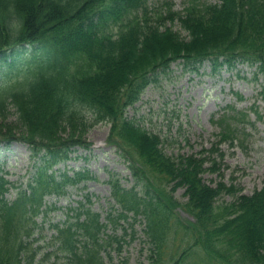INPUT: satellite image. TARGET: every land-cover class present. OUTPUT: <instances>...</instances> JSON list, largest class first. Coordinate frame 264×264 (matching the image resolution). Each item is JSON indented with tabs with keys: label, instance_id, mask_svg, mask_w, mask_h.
Instances as JSON below:
<instances>
[{
	"label": "trees",
	"instance_id": "1",
	"mask_svg": "<svg viewBox=\"0 0 264 264\" xmlns=\"http://www.w3.org/2000/svg\"><path fill=\"white\" fill-rule=\"evenodd\" d=\"M151 1L0 0V61L6 65L0 75V118L10 107L17 114L15 123L0 122V142L27 144L35 161L27 181L14 184L0 175V264H131L123 253L135 240L129 232L135 235L141 218L149 264H164L172 235L180 229L193 245L176 264H193L187 262L194 246L205 264H264V184L252 195L218 206L222 194L238 189L204 181L207 170L217 171L215 159L210 168L211 158L203 153L176 162L158 135L126 117L155 75L177 62L194 68L210 62L215 70L255 67L256 78H263L259 96L264 101V0H190L183 13L172 4L153 7ZM168 23L181 26L187 38ZM115 25L117 35L109 31ZM26 48L33 50L32 57L17 73ZM82 107L93 114L92 123ZM229 117L241 119L233 130L223 128L216 135V145L243 144L248 114L229 108L221 120ZM102 122L111 124L112 135L129 149L135 184L128 189L120 179L109 181L118 208L111 207L106 222L86 207L91 201L86 199L66 209L64 222L50 225L48 216L62 207L47 205V198L66 196L69 187L88 177L56 166L72 159L88 127ZM208 153L223 157L218 148ZM149 173L172 184L173 192L185 188L183 208L192 223L173 216L176 202L165 199ZM12 189L16 196L9 201ZM48 228L53 233L45 241Z\"/></svg>",
	"mask_w": 264,
	"mask_h": 264
},
{
	"label": "rangeland",
	"instance_id": "2",
	"mask_svg": "<svg viewBox=\"0 0 264 264\" xmlns=\"http://www.w3.org/2000/svg\"><path fill=\"white\" fill-rule=\"evenodd\" d=\"M190 0H152L151 6L165 9V5L172 4L173 10L183 13ZM207 3H216L217 0H202ZM112 26V25H111ZM181 37L187 38V32L177 23L167 24ZM110 32L117 35L118 27H111ZM20 51L23 62L18 64V72L25 71L29 57L33 50ZM10 55V52L8 53ZM11 57L9 58V61ZM6 65L0 61V75ZM153 82L142 94L140 101L128 108L126 117L149 133L158 135L164 152L176 162L183 156L200 155L203 153L211 158L206 167L210 168L215 159L217 171L207 170L203 174L204 181L216 186L223 181L227 186L236 185V193H224L218 198L217 205L224 206L235 202L239 195H252L260 190L264 184V101L259 93L263 78L258 79L255 68L246 64L236 67L222 66L215 70L206 62L196 68L185 67L182 63H174L169 70L155 75ZM239 97H242L239 98ZM229 108L238 112L247 113L243 118L246 130L242 133V142H231L216 145V141L223 128L233 130L237 120L229 117L224 121L221 117ZM90 123L93 114L82 107ZM257 112V113H254ZM6 120L4 121V118ZM242 119V120H243ZM17 114L10 107L0 118V122L15 123ZM112 126L107 122L93 124L88 127L82 144L73 148L72 159L57 166L61 171L84 172L87 178L77 186L68 188V194L62 198L51 197L49 204L57 203L62 207L50 213L48 223L50 225L64 222L69 206L76 207L79 201L86 202V207L99 213L102 222H106V216L112 206L118 208L111 196L109 181L113 178L120 179L125 188H131L135 184L130 165L129 149L112 135ZM84 143L90 144L89 148ZM215 143V145H214ZM243 145L244 147H242ZM218 148L223 157L213 154L209 156L208 150ZM44 155V152L41 153ZM35 161L31 159V149L27 144L19 141L6 146L0 143V175L5 174L7 179L14 184L27 181L33 170ZM152 185L158 189L165 199L172 202L173 216L181 223H192L193 217L183 208L187 202L185 188L172 191V184L160 183L154 175L149 173ZM15 189H12L7 199L15 198ZM48 224L46 225V228ZM145 221L143 218L136 224L135 240L126 245L123 256L130 258L131 264H149L148 255L150 245L144 235ZM108 232H111V228ZM50 228L43 234L49 241L52 236ZM121 230L119 231V234ZM129 241L131 236H127ZM193 241L184 230L180 229L172 235L170 247L164 257V264H176L181 253L192 247ZM192 255L187 263L205 264V259L199 247L192 248ZM117 260V257H115Z\"/></svg>",
	"mask_w": 264,
	"mask_h": 264
}]
</instances>
